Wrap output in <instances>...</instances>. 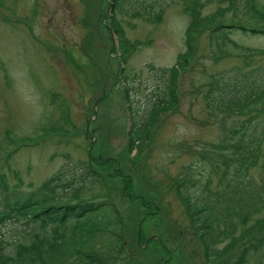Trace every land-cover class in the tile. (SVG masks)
<instances>
[{
  "label": "rangeland",
  "instance_id": "1",
  "mask_svg": "<svg viewBox=\"0 0 264 264\" xmlns=\"http://www.w3.org/2000/svg\"><path fill=\"white\" fill-rule=\"evenodd\" d=\"M115 2L0 0V200L87 162L104 177L90 189H107L125 223L126 253L112 264H224V256L206 257L176 183L191 165L217 190L232 178L223 162L231 151L219 141L241 114H213L205 95L211 74L264 65V0L255 8L246 0L228 11L217 3L202 8L201 15L222 9L215 23L235 25L232 41L219 47L209 24L196 30L192 49L194 18L182 0L154 22ZM171 66L176 101L151 114L166 82L158 69ZM143 115L150 132L132 150L128 132ZM260 172L251 168L243 184L259 186ZM263 218L264 209L246 221L234 217L238 239L217 248L239 254ZM12 227L3 229L9 238Z\"/></svg>",
  "mask_w": 264,
  "mask_h": 264
},
{
  "label": "trees",
  "instance_id": "2",
  "mask_svg": "<svg viewBox=\"0 0 264 264\" xmlns=\"http://www.w3.org/2000/svg\"><path fill=\"white\" fill-rule=\"evenodd\" d=\"M175 1L180 0H116L115 4L118 8L128 6L154 22L161 20L164 9ZM182 2L185 11L194 18L187 29L190 49L194 46L196 30L209 24H215L210 34L219 47L226 45V40L232 41L229 29L235 25L215 23L220 21L222 9L208 15H201V10L217 3L228 11L236 7L237 0ZM246 3L255 8V0H246ZM158 71L166 82L163 95H157L152 104L151 114L167 108L177 98V67H162ZM205 97L207 107L215 115L223 117L234 110L241 114L223 128L219 141L222 149L231 151L224 155V175L230 168L233 175L217 190L212 187L209 176L200 181L203 172L197 165H191L182 171V182L176 183V191L208 259L224 256V264H251L252 259H255L252 264H264V218L257 221L252 241H247L239 254L229 256L231 250L217 248L228 237L231 241L238 239L234 236V217L246 221L264 209V65L250 69L234 66L211 74ZM150 126L149 118L144 115L132 121L128 132L132 150L147 140ZM257 165L261 167L263 182L259 186L254 185L255 181L243 184L242 178ZM196 172L195 178L192 175ZM103 179L89 163L78 162L70 169L58 171L33 190H12L3 195L0 264H112L121 259L126 253L122 214L107 189H90ZM9 225L13 226L10 238L3 231ZM239 236L248 239V234Z\"/></svg>",
  "mask_w": 264,
  "mask_h": 264
}]
</instances>
